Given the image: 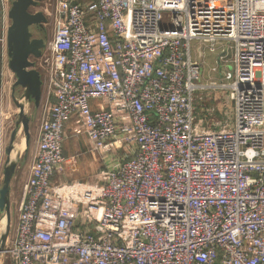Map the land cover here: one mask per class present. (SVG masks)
<instances>
[{"label":"built area","instance_id":"2783aa9c","mask_svg":"<svg viewBox=\"0 0 264 264\" xmlns=\"http://www.w3.org/2000/svg\"><path fill=\"white\" fill-rule=\"evenodd\" d=\"M56 2L13 264H264V0ZM205 48L233 123L197 114ZM70 123L93 181L58 179Z\"/></svg>","mask_w":264,"mask_h":264},{"label":"rangeland","instance_id":"374dc122","mask_svg":"<svg viewBox=\"0 0 264 264\" xmlns=\"http://www.w3.org/2000/svg\"><path fill=\"white\" fill-rule=\"evenodd\" d=\"M8 5V16L9 9L11 7L12 0H5ZM81 3L85 0H76ZM57 8L56 0H43L38 7H32L33 11H44L45 14L51 15L53 11ZM10 19L7 17V20L4 21L6 27V32L10 25ZM3 23V24H4ZM34 34L36 30H34ZM49 33L51 32V26H48ZM36 35V34H35ZM196 44V41H193V45ZM220 51L212 52L208 48H205L204 60L202 62V78L200 84L205 88L199 90L195 96V107L197 114H205L211 120L215 121H224L225 118H228L231 123L234 122V104L230 99V89L223 87L224 82H228L224 79V74L226 70L229 68V64H219V54ZM230 54V53H229ZM196 58V55L194 54ZM8 50L6 51L5 58L3 59V79L2 85L0 87V187L3 180V168L6 161V146L9 143L10 135L14 126L15 115L19 111L18 107L13 101L12 93H13V85L16 81V76L13 71L10 70L8 66ZM217 67L218 71H214L213 68ZM45 75V71L42 67H39ZM221 68V72H220ZM210 86V87H208ZM22 93V89L18 87L16 89V96L20 97ZM47 107V96L44 92L43 85V97L42 102L39 107H35L34 105H30L26 108L29 114L32 115V122L30 127V142L26 151L22 152L20 163L17 168V176L13 178L14 182V195H12V203H11V225L12 230L8 240L7 246L11 244L13 236L15 234V227L17 225L18 215H19V202L20 195L23 184L28 179V175L30 174L31 165L34 159L35 153V135L37 133V129L41 123L42 117ZM211 113V115H208ZM70 127V126H68ZM72 130L71 128H69ZM68 131V130H67ZM21 137V138H20ZM78 135H74L72 132H68V138L66 140L67 150L65 157H76V162L71 161V159L65 162L64 171L58 173L59 175H63L68 164V171L70 170L73 175L67 178H58L62 182L70 181V180H82V181H93L95 174L102 168V158L97 153L88 152L85 138L80 135V138H77ZM25 138V134L23 130L20 132L17 143ZM70 157V158H71ZM73 163V165H72ZM72 166H74L72 168ZM19 195V196H18ZM22 195V194H21ZM4 216L0 213V235L4 231L6 224L3 223ZM7 220V219H6ZM2 264H13L9 254L6 252L2 258Z\"/></svg>","mask_w":264,"mask_h":264},{"label":"water","instance_id":"95a60500","mask_svg":"<svg viewBox=\"0 0 264 264\" xmlns=\"http://www.w3.org/2000/svg\"><path fill=\"white\" fill-rule=\"evenodd\" d=\"M43 0H12L9 9L10 25L7 30L8 66L16 76L13 85V101L19 111L15 115L14 126L6 146V161L3 168V180L0 187V213L6 216L7 222L0 235V264L3 255L7 252V244L11 234V203L12 181L20 163L23 151H26L30 142V127L32 115L26 108L41 105L43 97V79L36 67V60L42 56L45 41L43 37H36V32H42L48 18L45 13L33 11ZM20 87L22 93L16 96V89ZM23 130L26 147L20 150L17 147V138Z\"/></svg>","mask_w":264,"mask_h":264},{"label":"crops","instance_id":"0c3cea01","mask_svg":"<svg viewBox=\"0 0 264 264\" xmlns=\"http://www.w3.org/2000/svg\"><path fill=\"white\" fill-rule=\"evenodd\" d=\"M84 2H87V3H93V2H95V0H85ZM68 126H70V127H67L68 128V131H70V132H72L73 133V131L72 130H70L69 128H72V126H73V123H70ZM74 134V133H73ZM75 135V134H74ZM36 136V135H35ZM77 136V135H76ZM78 139L80 138V136H78L77 137ZM85 140V139H84ZM66 142V141H65ZM71 157V156H70ZM70 157H66L67 158V160H66V162L68 161V158H69V160H70ZM72 165H73V163H72ZM65 167H66V170H65V172H64V174L61 176V175H59V178H67V177H69V176H71V175H73V173L69 170H67L68 169V164L67 165H65ZM74 166H72V168H73ZM18 174H17V170H16V174H15V178H16V176H17ZM29 176V175H28ZM14 191H15V189H14V182L12 181V195H14L13 193H14ZM21 194H22V191H21ZM21 194H19L20 195V197L22 196ZM18 195V196H19ZM21 199V198H20Z\"/></svg>","mask_w":264,"mask_h":264},{"label":"flooded vegetation","instance_id":"af4514ba","mask_svg":"<svg viewBox=\"0 0 264 264\" xmlns=\"http://www.w3.org/2000/svg\"><path fill=\"white\" fill-rule=\"evenodd\" d=\"M36 34V35H35ZM34 35L36 37H43L44 38V41H45V46H46V43H47V40L49 38V31L48 29L45 27L44 30L42 32H36ZM45 47L43 48V51H44ZM43 53V52H42Z\"/></svg>","mask_w":264,"mask_h":264},{"label":"trees","instance_id":"16d2710c","mask_svg":"<svg viewBox=\"0 0 264 264\" xmlns=\"http://www.w3.org/2000/svg\"><path fill=\"white\" fill-rule=\"evenodd\" d=\"M2 79H3V58L0 56V87L2 85ZM68 125H67V127H68ZM66 150H67V145H66V142H65L64 143V155H66V153H65Z\"/></svg>","mask_w":264,"mask_h":264},{"label":"bare ground","instance_id":"6f19581e","mask_svg":"<svg viewBox=\"0 0 264 264\" xmlns=\"http://www.w3.org/2000/svg\"><path fill=\"white\" fill-rule=\"evenodd\" d=\"M20 138H21V137H20ZM17 147H18L20 150H24L25 147H26L25 139H22L21 141H19V142L17 143ZM6 222H7V220H6V218H4L3 223L6 224Z\"/></svg>","mask_w":264,"mask_h":264}]
</instances>
